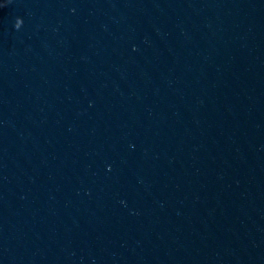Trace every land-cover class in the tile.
<instances>
[{
	"label": "water",
	"instance_id": "water-1",
	"mask_svg": "<svg viewBox=\"0 0 264 264\" xmlns=\"http://www.w3.org/2000/svg\"><path fill=\"white\" fill-rule=\"evenodd\" d=\"M0 264H264V0H0Z\"/></svg>",
	"mask_w": 264,
	"mask_h": 264
},
{
	"label": "clouds",
	"instance_id": "clouds-1",
	"mask_svg": "<svg viewBox=\"0 0 264 264\" xmlns=\"http://www.w3.org/2000/svg\"><path fill=\"white\" fill-rule=\"evenodd\" d=\"M22 22H23V21H22V19H21V20H19V21H18V23H17V27H19V26H20V24H22Z\"/></svg>",
	"mask_w": 264,
	"mask_h": 264
}]
</instances>
